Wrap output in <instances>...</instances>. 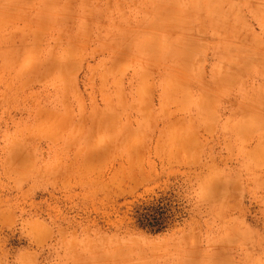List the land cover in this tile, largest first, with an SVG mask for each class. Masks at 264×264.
Segmentation results:
<instances>
[{
  "label": "rangeland",
  "instance_id": "rangeland-1",
  "mask_svg": "<svg viewBox=\"0 0 264 264\" xmlns=\"http://www.w3.org/2000/svg\"><path fill=\"white\" fill-rule=\"evenodd\" d=\"M0 264H264V0H0Z\"/></svg>",
  "mask_w": 264,
  "mask_h": 264
},
{
  "label": "trees",
  "instance_id": "trees-1",
  "mask_svg": "<svg viewBox=\"0 0 264 264\" xmlns=\"http://www.w3.org/2000/svg\"><path fill=\"white\" fill-rule=\"evenodd\" d=\"M142 217L145 218V219L151 218L150 213H148V212L142 214Z\"/></svg>",
  "mask_w": 264,
  "mask_h": 264
}]
</instances>
